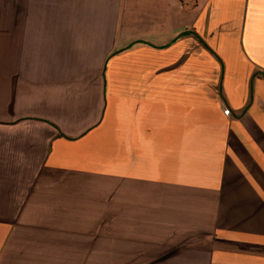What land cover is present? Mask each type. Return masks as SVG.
Instances as JSON below:
<instances>
[{
  "label": "crops",
  "instance_id": "obj_1",
  "mask_svg": "<svg viewBox=\"0 0 264 264\" xmlns=\"http://www.w3.org/2000/svg\"><path fill=\"white\" fill-rule=\"evenodd\" d=\"M98 230L101 264H264V0H0V264Z\"/></svg>",
  "mask_w": 264,
  "mask_h": 264
},
{
  "label": "rangeland",
  "instance_id": "obj_2",
  "mask_svg": "<svg viewBox=\"0 0 264 264\" xmlns=\"http://www.w3.org/2000/svg\"><path fill=\"white\" fill-rule=\"evenodd\" d=\"M120 183H118L117 178H111L109 181L105 182H95L94 188L97 194L99 192H104V195H106L107 192H109V198L108 200L105 199H95V201H98L100 204L102 201H108L110 204V208H115L118 200V190H119ZM95 236H98V238H95V263L94 264H101L100 259V246H101V234L102 231L98 230L95 231Z\"/></svg>",
  "mask_w": 264,
  "mask_h": 264
},
{
  "label": "built area",
  "instance_id": "obj_3",
  "mask_svg": "<svg viewBox=\"0 0 264 264\" xmlns=\"http://www.w3.org/2000/svg\"><path fill=\"white\" fill-rule=\"evenodd\" d=\"M222 113H223L225 116H228V114H229V109H228L226 106H223V107H222Z\"/></svg>",
  "mask_w": 264,
  "mask_h": 264
}]
</instances>
